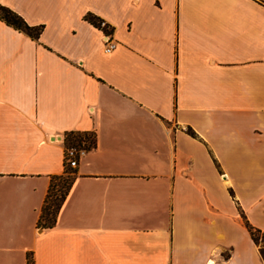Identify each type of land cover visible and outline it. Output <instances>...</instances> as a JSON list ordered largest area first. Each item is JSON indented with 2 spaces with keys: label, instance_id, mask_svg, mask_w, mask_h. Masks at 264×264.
Returning <instances> with one entry per match:
<instances>
[{
  "label": "crops",
  "instance_id": "obj_1",
  "mask_svg": "<svg viewBox=\"0 0 264 264\" xmlns=\"http://www.w3.org/2000/svg\"><path fill=\"white\" fill-rule=\"evenodd\" d=\"M0 6L42 26L0 19V264H264V0Z\"/></svg>",
  "mask_w": 264,
  "mask_h": 264
},
{
  "label": "trees",
  "instance_id": "obj_2",
  "mask_svg": "<svg viewBox=\"0 0 264 264\" xmlns=\"http://www.w3.org/2000/svg\"><path fill=\"white\" fill-rule=\"evenodd\" d=\"M0 19L3 20L6 24L14 27L15 29H18L20 31L25 32L26 34H28L30 37L37 39L42 26H30L28 25L23 18L17 14L16 12H14L13 10H11L8 7L5 6H0ZM85 19H87L89 22H91L93 25H95L98 28L100 27V22L102 21L101 19L95 17L92 14H87L85 16ZM104 31H109L110 29L108 28V26L106 28H103ZM85 134H89V133H68L67 135H65V139L66 141H70L73 138H77L79 137L80 139L82 138H86V136H84ZM93 137L92 134H89ZM86 140V139H85ZM66 144V143H65ZM95 145V139L94 137L92 138V140L90 141V143L87 145V149L90 150L91 148H93ZM69 174L66 176L68 178ZM65 177V178H66ZM65 178L61 179L60 182L65 181L67 183L65 190L59 195V197H56L55 201L53 200L52 202L49 200L51 195H49L47 201L45 202L43 208H42V212H41V220L43 222V225L45 227H50L55 223L56 220V215L59 211V208L65 198V195L70 187V183H71V179L65 180ZM243 218L245 220V224L246 227L250 233V236L252 238V240L255 242V244L258 247L260 256L264 262V244H260L261 242H264V232L254 228L246 219V217L243 215ZM27 264H33L32 260L29 259Z\"/></svg>",
  "mask_w": 264,
  "mask_h": 264
},
{
  "label": "built area",
  "instance_id": "obj_3",
  "mask_svg": "<svg viewBox=\"0 0 264 264\" xmlns=\"http://www.w3.org/2000/svg\"><path fill=\"white\" fill-rule=\"evenodd\" d=\"M100 27L103 28L107 27V24L103 21L100 22ZM103 34V42L105 44V51H110L115 47V42L111 38L109 31H104ZM65 150H64V164L65 167L73 169L77 166L79 158L83 156L87 151V141L85 138L80 139L79 137L73 138L70 141H66L64 137Z\"/></svg>",
  "mask_w": 264,
  "mask_h": 264
},
{
  "label": "rangeland",
  "instance_id": "obj_4",
  "mask_svg": "<svg viewBox=\"0 0 264 264\" xmlns=\"http://www.w3.org/2000/svg\"><path fill=\"white\" fill-rule=\"evenodd\" d=\"M84 136H86V141H87V144L90 143V141L92 140V136L89 135V134H85ZM68 178H72V175L69 174ZM67 177L65 178V180H68ZM67 183L65 181H62V182H59L58 185L51 191V197H50V201L52 202L53 200L55 201L56 197H59V195L65 190V187H66ZM260 244H264V242H261Z\"/></svg>",
  "mask_w": 264,
  "mask_h": 264
}]
</instances>
